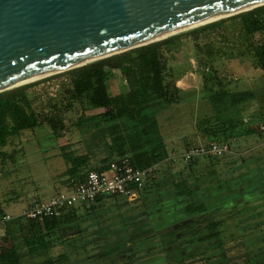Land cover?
I'll use <instances>...</instances> for the list:
<instances>
[{"label":"rangeland","instance_id":"1","mask_svg":"<svg viewBox=\"0 0 264 264\" xmlns=\"http://www.w3.org/2000/svg\"><path fill=\"white\" fill-rule=\"evenodd\" d=\"M233 15L216 19L221 20V24L205 29L195 40L191 36H182L178 50L165 53L166 63L176 77L175 83L184 88L183 99L158 114L168 154L165 160L153 165V177L147 179L148 186L152 185L146 197L136 201L114 196L102 199L99 205L96 204L102 216L99 223L88 219L56 227L44 238L50 247L48 252L35 237L33 243L38 252L33 254L34 259L29 256L23 237L36 236L37 230L22 218V212L33 202L45 200L64 189L69 181L66 175H62L67 166L59 147L65 145L70 150V141L62 132V135L55 136L46 119H60L64 128L76 133L72 121L83 109L69 97V76L61 74L66 70L25 83L35 82L27 92L44 125L12 136L3 148L8 153L16 152L13 161L0 162V199L5 214L10 216L3 219L5 215L0 214V250L13 244L23 264H44V260L66 253L68 259H62L61 264H168L163 236L169 235L171 228L178 226V232L185 235L175 243L179 242L186 248L192 238L191 232L198 224L204 226L212 220H223L221 228L230 239H225V264H229V260L234 264L235 260L244 264V256H248L252 264H264V74L252 55L254 44L263 36L261 33L248 36L239 18H232ZM196 27L168 36L183 34ZM114 77L109 84L110 93L114 95L127 90L126 81L119 71ZM219 79L223 83L231 82L233 89H251L254 97L241 104L226 103L218 108L212 107L208 98L218 90ZM91 112L99 110L87 113ZM213 132L231 141L230 152L214 161L218 163L216 170L220 178H228L229 173L226 172L232 165L236 167L232 174L234 178L245 175L243 172L248 169L257 168V171L251 178L223 182L217 193H229L231 197L226 199V204L220 207L222 209L193 219L183 214V204L175 198L176 182L188 178L190 173L181 160V153L192 144L211 140ZM74 139L76 142L78 137ZM101 157L102 152L94 155L95 164ZM242 160L250 163L242 164ZM200 167L202 164L194 166L196 169ZM254 183L257 185L253 186ZM202 192V200L207 207H213V195L205 187ZM85 210L78 212L84 213ZM121 235L126 237L123 239ZM117 241H124L127 245L116 249ZM212 242L195 245L199 250L195 254L203 250L219 252L217 244ZM130 247L133 251H126ZM111 248H114L111 253H105ZM193 261L192 264L202 263L197 259Z\"/></svg>","mask_w":264,"mask_h":264},{"label":"trees","instance_id":"2","mask_svg":"<svg viewBox=\"0 0 264 264\" xmlns=\"http://www.w3.org/2000/svg\"><path fill=\"white\" fill-rule=\"evenodd\" d=\"M231 17L239 18L241 27L248 36L252 37L256 33L262 34V40L254 44L252 55L256 66L264 74V4ZM219 24H221V20L212 21L183 34L171 35L61 72V74L69 76L70 99L81 104L83 109L77 119L72 121L76 133L70 132V128H64L63 121L60 119H46L55 136L62 135L60 133L62 132L67 135L70 141V150H67L65 145L59 147L62 159L67 166L62 174L69 179L66 187L74 185L89 170L105 169L111 161L123 157L129 158L135 166L140 168L151 167L165 160L168 152L158 121V114L183 99V90L175 83L176 77L172 68L166 63L165 53L177 51L182 36H191L195 40L202 31L214 28ZM116 71H119L125 79L127 90L113 95L110 93L109 82L114 78ZM34 83L22 84L0 92V162L14 160L13 155L16 151L8 153L3 149L12 136H18L24 131H32L44 125L39 114L34 110L27 92V89ZM230 84L231 82L223 83L220 79L218 80V90L208 98L212 107L218 108L226 103L241 104L254 97L251 89H233ZM89 110H99V112L87 113ZM213 133V138L204 144L210 141L229 140L225 136L219 137L215 132ZM75 137H78L76 142ZM98 152H102L103 157L95 164L94 155ZM226 154L220 157H224ZM220 157L206 154L187 161L181 158L190 173L188 178L176 182L175 198L183 204V214L186 217L200 218L206 214L211 215L212 210L213 212L216 209L220 211L222 209L220 207L226 204V199L231 197L229 193L228 195L217 193L223 182L233 183L234 180L241 181L244 178H251L257 171V168L248 169L243 172L245 175L234 178L232 174L236 167L232 165L226 172L229 173L228 178H220V173L216 170L218 163L214 162L216 159H221ZM247 163L249 164L250 161L242 160V164ZM197 164H202V167L194 168ZM152 181H154L153 178ZM148 183L146 181L136 200L146 197L145 194L152 185L148 186ZM255 185L257 183H254L253 186ZM204 187L207 192L213 195V207H207L206 202L202 200ZM104 198L97 197L93 202L81 208L65 209L60 216L45 218L42 224L28 221L30 227L37 230L36 236L25 235L23 237L29 256L34 259L33 254L38 252L33 243L35 237L39 239L37 243L42 244L43 250L48 252L50 247L45 243V235L62 224L70 221L79 223L88 219H94L95 223H99L102 216L99 215L96 204L99 205ZM41 201L43 200L33 202L29 208ZM80 209H86V213L78 212ZM0 214L6 215L1 199ZM222 221L212 220L204 226L198 224L197 228L191 232L192 238L188 240L190 244L186 248L179 242L175 243L177 239L185 236L182 235V232H178V226L171 228L169 235L163 233L168 264H192L194 259L201 261L200 264H225L227 258L225 239H230L223 233ZM125 230L123 229V231ZM126 236L123 235L121 238L124 239ZM118 241L115 244L116 249L127 245L123 243L124 241ZM209 242L217 244L220 251L210 253L208 250H203L197 255L195 254L199 251L195 249V245H204ZM175 248L176 250L173 251ZM113 250L114 248L108 249L105 253L109 254ZM126 251H133V248L130 247ZM185 252L187 253L185 254ZM177 253L182 256H177ZM216 258L217 260H215ZM62 259H68L67 253L60 254L57 258H48L43 263L61 264ZM243 259L246 260L244 264H252L248 260V256H244ZM235 263L239 264L237 260ZM0 264H23L16 246L11 244L0 250ZM35 264H42V262ZM229 264L234 263L229 260Z\"/></svg>","mask_w":264,"mask_h":264},{"label":"water","instance_id":"3","mask_svg":"<svg viewBox=\"0 0 264 264\" xmlns=\"http://www.w3.org/2000/svg\"><path fill=\"white\" fill-rule=\"evenodd\" d=\"M263 4L264 0H0V92Z\"/></svg>","mask_w":264,"mask_h":264},{"label":"built area","instance_id":"4","mask_svg":"<svg viewBox=\"0 0 264 264\" xmlns=\"http://www.w3.org/2000/svg\"><path fill=\"white\" fill-rule=\"evenodd\" d=\"M231 141H210L207 144H197L188 147L181 153L184 161L206 154L223 156L230 152ZM153 166L140 168L127 157L111 161L107 168L89 170L83 178L74 185L65 187L47 199L35 203L22 212V218L42 224L47 217L60 216L68 208H81L93 202L97 197H122L134 201L143 190L149 177H153ZM5 215L3 219H9Z\"/></svg>","mask_w":264,"mask_h":264},{"label":"bare ground","instance_id":"5","mask_svg":"<svg viewBox=\"0 0 264 264\" xmlns=\"http://www.w3.org/2000/svg\"><path fill=\"white\" fill-rule=\"evenodd\" d=\"M226 15H224V16H226ZM185 29H188V27H184V28H181V29H178V30H175V31H172V32H169V33H166V34H163V35L154 37V38H151L150 40H159L160 38H164V37H166V36H168L170 34H173L175 32H178V31H181V30H185ZM54 72L55 71L50 72V73H47V74H44V75H41V76H38V77H35V78H32V79H29V80H26V82L31 81V80H34V79L39 78V77H42V76H45V75H48V74H51V73H54Z\"/></svg>","mask_w":264,"mask_h":264},{"label":"crops","instance_id":"6","mask_svg":"<svg viewBox=\"0 0 264 264\" xmlns=\"http://www.w3.org/2000/svg\"><path fill=\"white\" fill-rule=\"evenodd\" d=\"M115 74H116V72H115ZM114 79H115V77L109 82V84H111V82H113ZM176 85L178 86L179 84L176 83ZM178 87H180V86H178ZM181 87H184V86H181ZM182 89H184V88H182Z\"/></svg>","mask_w":264,"mask_h":264}]
</instances>
